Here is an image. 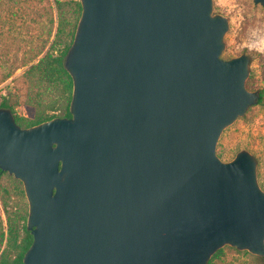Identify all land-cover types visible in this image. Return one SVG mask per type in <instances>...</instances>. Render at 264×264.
Segmentation results:
<instances>
[{
    "label": "water",
    "instance_id": "obj_1",
    "mask_svg": "<svg viewBox=\"0 0 264 264\" xmlns=\"http://www.w3.org/2000/svg\"><path fill=\"white\" fill-rule=\"evenodd\" d=\"M79 2L70 116L21 127L0 108V170L27 200L22 264H207L226 245L264 257L256 159L216 154L259 99L249 56L221 57L227 18L212 0Z\"/></svg>",
    "mask_w": 264,
    "mask_h": 264
},
{
    "label": "rangeland",
    "instance_id": "obj_2",
    "mask_svg": "<svg viewBox=\"0 0 264 264\" xmlns=\"http://www.w3.org/2000/svg\"><path fill=\"white\" fill-rule=\"evenodd\" d=\"M55 1L0 0V101L5 98L16 115L28 119L33 117L34 107L26 104L28 83L24 72L56 39L58 16ZM60 1L63 3L60 10L63 32L60 38L62 42H67L66 33L72 29L78 13L74 10V0ZM212 2L213 12L228 20L221 57L227 59L247 54L250 62L246 87L253 91L262 90V101L250 106L222 130L216 154L222 161H230L237 152L248 151L256 159L257 182L264 190V7L252 0ZM18 181L4 172L1 185L13 195L15 187L23 189ZM12 197L23 210H27L24 194ZM0 215L4 220L1 206ZM208 264H264V257L226 245Z\"/></svg>",
    "mask_w": 264,
    "mask_h": 264
},
{
    "label": "trees",
    "instance_id": "obj_3",
    "mask_svg": "<svg viewBox=\"0 0 264 264\" xmlns=\"http://www.w3.org/2000/svg\"><path fill=\"white\" fill-rule=\"evenodd\" d=\"M55 3L58 16L56 39L51 41L46 52L24 72L28 83L26 104L34 107L33 117L28 119L18 116L12 111L5 98L0 101V108L10 109L16 123L21 127H30L53 117L70 116L69 104L73 83L64 67V59L72 43L81 5L79 1H73L74 10L77 11L78 16L72 24V29L66 33L68 35L67 42H62L60 35L63 29L60 10L63 3L60 0H56ZM258 92V102H260L262 101V90H258ZM3 174L4 171L0 170V206L4 215V220L0 215V264H22L23 254L30 246L32 236L26 227L27 210H23L19 203L12 199L14 198L12 196H23L24 191L20 187H15V193L12 195L6 187L1 185ZM221 251L222 248L218 249L208 263Z\"/></svg>",
    "mask_w": 264,
    "mask_h": 264
}]
</instances>
